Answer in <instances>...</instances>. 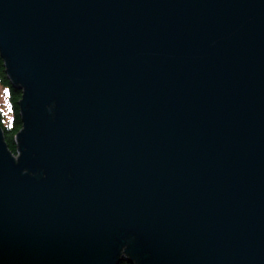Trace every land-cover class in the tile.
<instances>
[{"label":"water","instance_id":"water-1","mask_svg":"<svg viewBox=\"0 0 264 264\" xmlns=\"http://www.w3.org/2000/svg\"><path fill=\"white\" fill-rule=\"evenodd\" d=\"M0 264H264V0H0Z\"/></svg>","mask_w":264,"mask_h":264},{"label":"trees","instance_id":"trees-1","mask_svg":"<svg viewBox=\"0 0 264 264\" xmlns=\"http://www.w3.org/2000/svg\"><path fill=\"white\" fill-rule=\"evenodd\" d=\"M0 87L6 91V106L11 120L7 121L4 117L2 110L0 109V127L3 130L4 140L7 144L9 151L15 155L16 146L14 138L21 129V120L19 116V106L18 103L21 100V92L14 89L5 74V69L3 67V61L0 58ZM120 264H129L126 261H122Z\"/></svg>","mask_w":264,"mask_h":264},{"label":"rangeland","instance_id":"rangeland-1","mask_svg":"<svg viewBox=\"0 0 264 264\" xmlns=\"http://www.w3.org/2000/svg\"><path fill=\"white\" fill-rule=\"evenodd\" d=\"M0 109L7 121L11 120V116L8 113L6 106V91L0 87Z\"/></svg>","mask_w":264,"mask_h":264}]
</instances>
